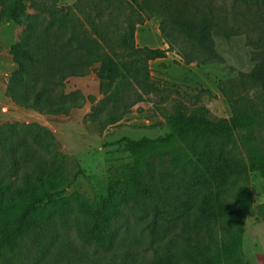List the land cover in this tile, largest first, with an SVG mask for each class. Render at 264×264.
<instances>
[{
    "label": "trees",
    "instance_id": "trees-1",
    "mask_svg": "<svg viewBox=\"0 0 264 264\" xmlns=\"http://www.w3.org/2000/svg\"><path fill=\"white\" fill-rule=\"evenodd\" d=\"M106 1L76 0L45 16L41 9L30 13L25 0H0V28L21 27L9 51L15 68L5 96L46 115H67L88 100V119L104 130L156 92L149 62L165 50L136 47L131 22L110 35L92 15ZM120 1L133 11L159 12L169 41L188 45L180 52L186 61L216 55L210 3ZM257 56L246 78L264 89V44ZM96 64L101 99L65 90L68 78L86 76ZM226 98L229 118L211 119L205 107L188 115L179 101L165 116L164 135L116 140L131 163L96 203L63 194L68 156L50 129L0 123V264H246L228 219L251 212L245 184L250 172L264 182V151L254 104L244 94Z\"/></svg>",
    "mask_w": 264,
    "mask_h": 264
},
{
    "label": "rangeland",
    "instance_id": "rangeland-1",
    "mask_svg": "<svg viewBox=\"0 0 264 264\" xmlns=\"http://www.w3.org/2000/svg\"><path fill=\"white\" fill-rule=\"evenodd\" d=\"M76 0H25L30 13L38 9L73 4ZM191 1V0H189ZM202 6L210 3L214 9L213 39L216 55L198 54L186 61L183 39L170 42L171 31L165 29V19L159 12L132 10L124 1L108 0L97 3L92 15L106 26L110 35L134 23L136 47L160 48L165 56L149 62L150 75L157 91L146 100L133 105L130 111L115 124L100 130L88 119L92 103L86 101L67 115L40 114L32 109L15 105L4 94L6 80L15 68L10 47L18 40L21 27L13 22L1 26L2 50L0 52V123L5 121L38 122L55 135L59 150L68 156L65 163L67 183L63 194L79 193L92 202L109 194L108 185L114 178L122 179L131 158L116 140L128 137L138 139L157 137L168 132L166 115L181 101L187 114H195L205 107L211 119L229 118L231 108L227 95H246L254 104L260 126L257 144L264 151V89L247 81L246 74L258 60V50L264 44V0H193ZM103 15L96 17V13ZM132 14L131 18H124ZM96 64L83 77L66 80L67 92L79 89L85 96L101 99ZM94 102V103H95ZM245 194L251 212L241 218L229 217V224L241 239L238 255L246 264H264V182L257 172H250L245 184ZM224 260V258H223Z\"/></svg>",
    "mask_w": 264,
    "mask_h": 264
},
{
    "label": "crops",
    "instance_id": "crops-1",
    "mask_svg": "<svg viewBox=\"0 0 264 264\" xmlns=\"http://www.w3.org/2000/svg\"><path fill=\"white\" fill-rule=\"evenodd\" d=\"M57 116V115H56Z\"/></svg>",
    "mask_w": 264,
    "mask_h": 264
}]
</instances>
